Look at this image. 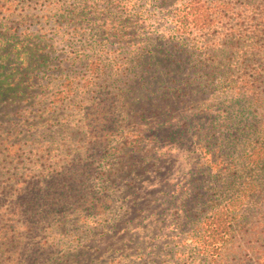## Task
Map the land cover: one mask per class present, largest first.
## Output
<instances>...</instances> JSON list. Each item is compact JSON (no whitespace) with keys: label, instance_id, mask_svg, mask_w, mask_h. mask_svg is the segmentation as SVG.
Masks as SVG:
<instances>
[{"label":"rangeland","instance_id":"rangeland-1","mask_svg":"<svg viewBox=\"0 0 264 264\" xmlns=\"http://www.w3.org/2000/svg\"><path fill=\"white\" fill-rule=\"evenodd\" d=\"M133 2L5 12L46 56L0 107V264H264V0Z\"/></svg>","mask_w":264,"mask_h":264},{"label":"trees","instance_id":"trees-1","mask_svg":"<svg viewBox=\"0 0 264 264\" xmlns=\"http://www.w3.org/2000/svg\"><path fill=\"white\" fill-rule=\"evenodd\" d=\"M14 1L18 3L14 6L16 10V8L23 6V2L26 0H0V107H13V105L19 103L20 100L25 99L30 92L29 89L31 87V82L36 76L37 70L45 64L44 58L46 54L44 53L45 49L40 46L41 36H34L33 32L27 28L19 30V27L26 22L27 14L24 12L17 13L16 15L19 17L17 22L14 20H8L10 16L15 14L14 10L9 12L7 15L5 14L6 11L10 10ZM115 1L116 3L124 4L129 0ZM133 3H135V0ZM196 3L197 4L194 5L193 3L191 4V1H181L179 5L173 8L170 13V26L168 28L166 27V30L163 31L162 34L164 36L171 35L174 39H185L183 37L185 35H189L192 32V29H195V25H191L187 16L190 14L189 10L192 8L198 9L201 7L199 1H196ZM47 13H49V11H47ZM57 13L64 16V18H67L69 15V13L65 15L63 10ZM32 16H36L38 18L44 17L45 19L47 17L46 14L41 15V17L38 14ZM207 16L209 17V15ZM205 19L207 18L204 16L203 21H205ZM106 29L107 31L111 30L110 27H107ZM38 37L39 39L37 40ZM258 78L259 76L255 77V80L252 82L249 80L244 81L245 87L242 89H244V92L248 97V101L255 100L257 102L258 99L264 101V95H260L258 91H256L257 87L254 86V83L258 81ZM260 131L263 142H261L257 148H260V150L262 149L264 152V130ZM252 150L253 146H250L249 152H252ZM256 151L258 152L259 150ZM251 162V166H257L259 163H262L261 165L263 166L264 159H262V157L259 159L255 158ZM248 187L249 185L242 187V193L247 191ZM239 193L240 191H236L233 194L237 198L240 196ZM231 200L232 197L229 198V202H231ZM228 211L227 206L224 209V212L228 213ZM221 215L223 216V214H220L219 211L211 213V216H209L211 220L210 223H215L216 220L220 219ZM198 240L201 241L200 238ZM200 245H202V241L200 242ZM201 248L204 249V247ZM209 253L212 252L209 251Z\"/></svg>","mask_w":264,"mask_h":264}]
</instances>
